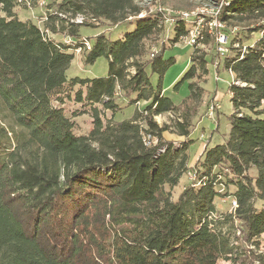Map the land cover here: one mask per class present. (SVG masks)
Here are the masks:
<instances>
[{"label":"trees","instance_id":"obj_1","mask_svg":"<svg viewBox=\"0 0 264 264\" xmlns=\"http://www.w3.org/2000/svg\"><path fill=\"white\" fill-rule=\"evenodd\" d=\"M26 1L0 0V264H264L248 248L258 249L264 235V0H200L223 3L219 20L239 47L220 58L207 35L192 46L190 66L173 86L188 89L179 105L162 94L175 60L163 59V42L152 48L166 28L172 46L187 28L182 21L165 26L149 7L187 9L193 0H45L55 14L43 29L17 16ZM78 17L134 27L116 40L98 34L80 51L85 65L104 57L106 77L66 75L82 46L86 22L75 23ZM253 34L259 38L244 47ZM217 58L233 76L229 133L189 166L198 81ZM118 99L147 103L130 119L104 122L105 111H120ZM70 102L89 108L88 134H75L80 112H70ZM163 115L168 123L159 125ZM190 171L195 179L173 199ZM222 173L230 177L225 183ZM220 185L234 190L221 194ZM219 197L237 206L220 212Z\"/></svg>","mask_w":264,"mask_h":264},{"label":"rangeland","instance_id":"obj_2","mask_svg":"<svg viewBox=\"0 0 264 264\" xmlns=\"http://www.w3.org/2000/svg\"><path fill=\"white\" fill-rule=\"evenodd\" d=\"M232 1V0H226ZM203 3L200 0H193L192 6L187 9H180L183 11H194L199 8ZM47 2L45 0H27L26 3L20 4L16 7L15 11L17 16L21 20H30L35 23L39 28L43 29L44 23L48 20L51 15L55 14V11L51 8H47ZM168 9H172L170 6H166ZM165 7V8H166ZM151 10H157L159 7H149ZM1 15V13H0ZM168 27V25H167ZM133 25L129 26H117L112 27L106 22H86L85 25L81 26L79 29L80 39H89L91 42L95 36L98 34L104 33L107 37H110L111 40H116L123 35L125 32L133 30ZM49 37L55 41H66V36L61 33H47ZM174 37V32L170 28H166L165 34L160 37L158 44L152 48V51H157L158 47L161 46V42L164 43L163 50V59L173 58L175 63L172 64L162 80V94L165 97L171 99L175 105H179L182 99L188 94V89L186 86H183L179 91H174L173 86L176 84L183 74L187 71L190 66V55L192 53V46L188 45L185 40L179 41L175 45H171V40ZM259 38L258 34H253V36L245 41L243 44L245 46H250ZM233 44V42H232ZM232 49V48H231ZM203 50L206 53H211L212 50L209 46H205ZM236 52L231 50V55ZM74 59L72 60L69 69L66 72L68 78L79 77L82 79H92V78H102L106 77L108 72V61L104 57L98 58L94 64L85 65L81 61V52L74 51ZM149 56V55H148ZM220 64V66H219ZM208 73L205 76H202L198 85L203 89V95L201 103L199 104V114L194 119L193 130L190 134V139L193 140V144L190 146L188 154L189 166L193 165L195 160L199 158V155L202 153L204 148H210L215 144H220L228 136L229 133V122L228 117L234 112L231 104V95L228 91L230 83L233 81V76L223 67V62L218 58L214 61L213 65L208 64L207 66ZM147 74L150 77V83L154 89H157L158 77L153 74L150 69H146ZM147 102H138L136 105L129 104L127 100L118 99L117 104L121 107L114 116L109 111L104 112V122L113 119L114 121H122L130 119L137 109H142ZM210 105H219V108L214 111L213 118L207 117V108ZM70 112L79 113V115L73 118L74 121V132L76 135H86L92 127V119L89 114L88 107H82L79 104L70 102L67 105ZM262 107H264V102H262ZM100 108V107H99ZM84 111V112H83ZM155 121L159 125L168 123V116H158L155 118ZM168 134V135H167ZM166 134L168 140H172L177 143L170 136L169 133ZM229 176H225L224 173L221 175V179L224 183L227 182ZM191 180L186 174L182 177L180 184L175 187L172 191L173 199H176L177 196L182 191L183 187L190 184ZM218 190L221 194H230L233 192L234 187L232 185H220ZM215 206L220 212H229L230 211V199L228 197H219L215 200ZM249 249H253L254 254L264 256V235L261 236L259 248L256 249L253 246H249ZM219 264H229L226 261H221ZM254 264H257L255 261Z\"/></svg>","mask_w":264,"mask_h":264},{"label":"built area","instance_id":"obj_3","mask_svg":"<svg viewBox=\"0 0 264 264\" xmlns=\"http://www.w3.org/2000/svg\"><path fill=\"white\" fill-rule=\"evenodd\" d=\"M223 3L212 2V3H203L199 8L194 11H183V10H174L168 9L167 7H159L158 11L162 14L163 23L168 27L173 26L176 22L182 21L185 23L187 28V36L181 40H185L186 43L190 46L198 44L204 36H209L214 40L215 43V52L219 55L220 58H224L230 54V48H238L239 43L234 42L230 43L229 35L224 31L225 24L219 20V15L222 9ZM142 16V15H139ZM83 18H76L75 23L83 24ZM94 22V21H91ZM236 29H233L234 33ZM76 41H73L71 38L66 37V41L63 43L67 45H74ZM79 43L82 45L77 48L75 52H80L82 49L89 50L90 43L88 39H80ZM244 49V48H243ZM219 108V105H210L207 108V117L213 118L214 111ZM187 175L189 179L193 181L195 175L193 172H188ZM237 206L235 200L230 201V211L234 210Z\"/></svg>","mask_w":264,"mask_h":264},{"label":"crops","instance_id":"obj_4","mask_svg":"<svg viewBox=\"0 0 264 264\" xmlns=\"http://www.w3.org/2000/svg\"><path fill=\"white\" fill-rule=\"evenodd\" d=\"M172 138H174L175 140H179L178 138H175L174 136H171Z\"/></svg>","mask_w":264,"mask_h":264}]
</instances>
